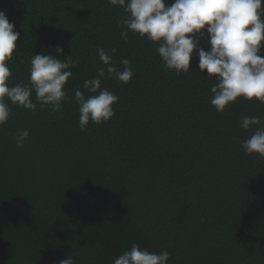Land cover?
I'll return each instance as SVG.
<instances>
[{
    "label": "trees",
    "instance_id": "16d2710c",
    "mask_svg": "<svg viewBox=\"0 0 264 264\" xmlns=\"http://www.w3.org/2000/svg\"><path fill=\"white\" fill-rule=\"evenodd\" d=\"M264 7V4H262ZM20 33L9 86L30 84V58L78 60L60 111L8 101L0 125V264H114L138 244L168 264H264V158L247 154L264 103L243 97L217 112L216 84L198 55L188 72L164 66L158 44L122 26L128 14L108 0H0ZM250 27V26H249ZM128 31L127 40L121 36ZM63 47L57 54L54 47ZM207 46V38L201 39ZM128 59V83L105 72L101 89L118 96L107 122L79 126L75 91ZM117 51L113 54L111 49ZM205 50H208L205 47ZM28 130L24 146L16 137Z\"/></svg>",
    "mask_w": 264,
    "mask_h": 264
},
{
    "label": "clouds",
    "instance_id": "9594fccd",
    "mask_svg": "<svg viewBox=\"0 0 264 264\" xmlns=\"http://www.w3.org/2000/svg\"><path fill=\"white\" fill-rule=\"evenodd\" d=\"M108 3L122 7L128 14L122 26L158 44L157 52L166 68L177 74L188 72L190 61L198 55L200 71L206 70L209 79L217 81L210 89L213 94L210 103L217 112H223L238 97L264 103V0H108ZM14 28L5 11L0 10V125L10 118L8 101L35 112L33 92L41 106L51 105L52 111H60L67 96L66 83L72 76L68 69L79 63L61 60L60 55L35 54L30 58V84L9 86L11 70L6 61L12 60L20 38ZM121 36L127 40L128 31H122ZM205 37L207 46H202L201 39ZM52 47L57 54L64 51L59 45ZM116 51L111 49L113 54ZM98 55L107 67L98 69L97 76L83 85L93 95L86 96L80 89L75 91L82 131L87 130L90 121L101 124L115 115L113 104L119 98L106 88L101 89L100 78L105 72L123 83L134 75L128 59L121 61L120 70L103 48L98 49ZM253 126L255 131L242 148L249 155L255 153L264 158V120L242 117V128ZM29 135L28 130L21 131L16 137L17 147L22 148ZM170 256L167 250L157 254L133 244L114 264H168ZM59 264H74V260L67 256Z\"/></svg>",
    "mask_w": 264,
    "mask_h": 264
}]
</instances>
